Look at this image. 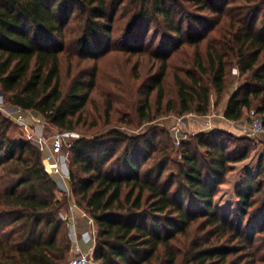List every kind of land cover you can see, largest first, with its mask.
I'll return each instance as SVG.
<instances>
[{
    "label": "trees",
    "instance_id": "16d2710c",
    "mask_svg": "<svg viewBox=\"0 0 264 264\" xmlns=\"http://www.w3.org/2000/svg\"><path fill=\"white\" fill-rule=\"evenodd\" d=\"M117 13L126 21L118 49ZM108 51L146 53L158 63L137 109L147 122L154 119L144 113L153 92L158 111L179 117L206 116L212 94L217 105L228 94L226 120L253 110L264 128V0H0V91L9 108L74 130L96 61ZM64 58L69 69L72 59L92 62L67 92ZM168 74L176 95L164 103ZM12 124L0 112V264H66L71 243L58 215L69 199L58 197L40 150L8 138ZM151 133L110 130L69 150V198L96 227L92 259L264 264V150L256 174L235 187V213L215 205L230 165L249 159L258 142L214 129L190 135L177 151L168 132Z\"/></svg>",
    "mask_w": 264,
    "mask_h": 264
},
{
    "label": "rangeland",
    "instance_id": "374dc122",
    "mask_svg": "<svg viewBox=\"0 0 264 264\" xmlns=\"http://www.w3.org/2000/svg\"><path fill=\"white\" fill-rule=\"evenodd\" d=\"M120 12V11H119ZM117 19V20H116ZM119 13L115 17V24L113 29L114 48H120L121 37L124 33L126 21L118 20ZM150 36V35H149ZM147 37V39L149 38ZM72 68H68L67 59L64 58L61 63V80L63 91L67 92L70 84L85 69L87 70L92 62H77L72 59ZM97 73L95 83L92 90L89 92L88 100L81 113V121L72 131H60L56 128L48 126L44 119L31 111L23 112L24 123H17L13 120V116L4 118L12 121V126L8 133L10 140H17L29 142L37 147L42 154V162L49 174L54 180L58 188V197L68 198V203L64 206L58 215V218L63 221L68 228V238L71 247L75 244V235L69 230V222L75 225V234L79 239L81 233L91 229L90 225L86 223L83 217L84 211L77 207L71 210L70 206L74 205L73 199L70 196L69 180H61L58 176L52 175L48 166L43 160V154L47 153V147L50 144V139L56 132L67 133L71 135V141L76 142L81 138L93 139L96 136H103L110 130H118L128 136L137 137L139 135L151 136L154 130H164L168 132L174 140L175 150H179V143L188 141L190 135H195L196 131H206L210 128L226 129L229 134L236 137H250L257 141V149L250 158L244 162L231 164L232 169L225 177L224 183L219 187V191L215 195V205L221 212L235 213L237 209V201L234 196L235 187L244 180L245 175L254 176L256 174V161L264 150V134L254 135L250 131V112H245L242 119L237 122L228 121L223 116L224 104L227 100L228 94L217 105L214 104L215 96H211V107L206 116H199L194 113L186 114L184 116H175L172 113L163 114L157 110L155 104V93H151L148 99L149 108L144 111L145 115L153 117L152 121L147 122L145 119L139 118L137 111L138 107L143 105L144 92L148 86V78L153 75L158 67V63L148 56L146 53L134 56H128L123 52L108 51L104 56L97 61ZM135 66V67H134ZM136 68V69H134ZM231 75L234 79V86L239 82L237 78V71L231 70ZM231 88V89H232ZM165 98L167 100H174L176 89L173 85L171 74H168L164 81ZM163 103V105H164ZM162 105V108H163ZM162 110V109H161ZM218 121L224 122L226 126H220ZM226 127V128H225ZM199 134V133H198ZM160 136H155V141L160 140ZM67 151L64 150V154ZM66 161V167L69 171L70 158ZM173 158L179 160L180 157L176 154ZM67 188L69 193H67ZM66 190V191H64ZM66 218V220H65ZM94 225V223H93ZM95 229V225L92 226ZM256 237L255 242H258ZM264 240V237L263 239ZM79 241V240H78ZM82 253L89 254L92 257V250L94 244H83L78 242ZM86 245V248L83 247ZM73 256V252H69L68 259ZM93 264H98L92 259Z\"/></svg>",
    "mask_w": 264,
    "mask_h": 264
},
{
    "label": "built area",
    "instance_id": "2783aa9c",
    "mask_svg": "<svg viewBox=\"0 0 264 264\" xmlns=\"http://www.w3.org/2000/svg\"><path fill=\"white\" fill-rule=\"evenodd\" d=\"M0 112L2 115H5L6 117H12L14 121L17 123H24L23 120V110L18 108H9L5 106L3 95L0 91ZM250 131L254 135H263L264 134V128L262 124L261 117L255 112H250ZM71 135L67 133H61L56 132L53 134V136L50 139V144L46 148L48 151L43 154V160L48 166V170L52 175L58 176L61 180H69V171L66 167V161L68 158V152L73 146L74 142L71 141ZM64 150L67 151L66 154H64ZM66 182V181H64ZM66 191V190H64ZM67 193H69V189L67 188ZM78 206L76 204L70 206L71 210L73 208H77ZM83 217L86 219V223L90 225L89 230L84 231L80 234L79 239L76 236L75 232V225L73 222H69V230L73 235H75V244L71 247L70 251L73 252V256H71L66 264H93L92 263V257L88 253H82L80 250V245L78 242L83 244H94L95 242V236L96 231L94 228H92L93 221L87 216V214L84 212ZM66 220V218H65ZM79 240V241H78Z\"/></svg>",
    "mask_w": 264,
    "mask_h": 264
},
{
    "label": "crops",
    "instance_id": "0c3cea01",
    "mask_svg": "<svg viewBox=\"0 0 264 264\" xmlns=\"http://www.w3.org/2000/svg\"><path fill=\"white\" fill-rule=\"evenodd\" d=\"M218 122H219L220 124H217V125H220V126H223V127L226 126L225 121H224V122L218 121ZM225 128H226V127H225ZM214 129H218V130H222V131L228 132L226 129L215 128V127H214L213 129L210 128V129H208V130H206V131H212V130H214ZM195 133H196V134H198V133H203V131H199V130H198V132L196 131ZM83 247L86 248V245H83Z\"/></svg>",
    "mask_w": 264,
    "mask_h": 264
}]
</instances>
